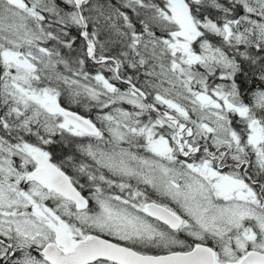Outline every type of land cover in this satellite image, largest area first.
Listing matches in <instances>:
<instances>
[{
    "label": "snow or ice",
    "instance_id": "snow-or-ice-1",
    "mask_svg": "<svg viewBox=\"0 0 264 264\" xmlns=\"http://www.w3.org/2000/svg\"><path fill=\"white\" fill-rule=\"evenodd\" d=\"M0 264H264V0H0Z\"/></svg>",
    "mask_w": 264,
    "mask_h": 264
}]
</instances>
